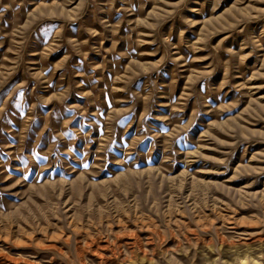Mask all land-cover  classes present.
<instances>
[{"label": "rangeland", "instance_id": "1", "mask_svg": "<svg viewBox=\"0 0 264 264\" xmlns=\"http://www.w3.org/2000/svg\"><path fill=\"white\" fill-rule=\"evenodd\" d=\"M0 264H264V0H0Z\"/></svg>", "mask_w": 264, "mask_h": 264}]
</instances>
